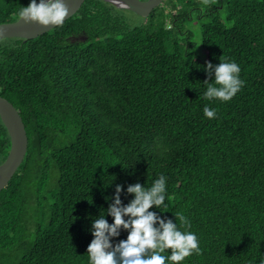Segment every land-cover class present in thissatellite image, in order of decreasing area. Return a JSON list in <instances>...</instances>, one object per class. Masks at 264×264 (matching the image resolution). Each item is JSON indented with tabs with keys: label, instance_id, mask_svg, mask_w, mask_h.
<instances>
[{
	"label": "trees",
	"instance_id": "obj_1",
	"mask_svg": "<svg viewBox=\"0 0 264 264\" xmlns=\"http://www.w3.org/2000/svg\"><path fill=\"white\" fill-rule=\"evenodd\" d=\"M28 2L0 0V23ZM220 59L244 81L227 102L202 95ZM0 95L29 140L0 192V264H88L115 185L160 174L166 206L150 210L199 238L181 264L264 261V0H163L147 16L84 0L42 35L0 38ZM10 147L0 116V163Z\"/></svg>",
	"mask_w": 264,
	"mask_h": 264
},
{
	"label": "clouds",
	"instance_id": "obj_2",
	"mask_svg": "<svg viewBox=\"0 0 264 264\" xmlns=\"http://www.w3.org/2000/svg\"><path fill=\"white\" fill-rule=\"evenodd\" d=\"M68 14L66 0H29L18 12L25 23L35 22L42 27L61 26ZM204 71L209 77L203 81L207 85L202 94L205 99L227 102L244 85L241 68L235 61L220 59L218 64L208 61ZM203 113L212 119L217 109L205 105ZM122 192L132 196L127 203L121 199ZM166 197L167 177L164 174L147 187L139 182L128 184L126 189L116 184L113 195L106 197L111 200L106 212L91 219L88 231L93 239L87 247L88 264H181L193 252H199L197 234L187 227L182 229L177 223L179 219L188 226L186 217L174 214V221L150 210L153 206L159 210L162 205L166 206ZM109 215L111 223L106 218ZM121 230L127 231V237L115 242L113 238L119 237ZM166 250H170L167 255L164 254Z\"/></svg>",
	"mask_w": 264,
	"mask_h": 264
},
{
	"label": "water",
	"instance_id": "obj_3",
	"mask_svg": "<svg viewBox=\"0 0 264 264\" xmlns=\"http://www.w3.org/2000/svg\"><path fill=\"white\" fill-rule=\"evenodd\" d=\"M116 7L134 11L147 16L163 0H106ZM69 6L68 17L82 5L84 0H66ZM66 17V19L68 18ZM42 27L38 23H25L20 17L14 21L0 23V38L18 37L31 39L54 28ZM0 116L11 137V147L6 159L0 163V192L10 181L28 149V134L25 123L18 109L7 98L0 95Z\"/></svg>",
	"mask_w": 264,
	"mask_h": 264
},
{
	"label": "rangeland",
	"instance_id": "obj_4",
	"mask_svg": "<svg viewBox=\"0 0 264 264\" xmlns=\"http://www.w3.org/2000/svg\"><path fill=\"white\" fill-rule=\"evenodd\" d=\"M127 13H129V12H127ZM129 15H130L131 17H133V18L135 19V21H139V19H140V17H138V16L135 15V14L129 13ZM73 39H75V40H77V41L85 40V39H86V36H85L84 34H81V35H79V36H77V37H73Z\"/></svg>",
	"mask_w": 264,
	"mask_h": 264
},
{
	"label": "bare ground",
	"instance_id": "obj_5",
	"mask_svg": "<svg viewBox=\"0 0 264 264\" xmlns=\"http://www.w3.org/2000/svg\"><path fill=\"white\" fill-rule=\"evenodd\" d=\"M114 1L121 3L119 0H114Z\"/></svg>",
	"mask_w": 264,
	"mask_h": 264
}]
</instances>
